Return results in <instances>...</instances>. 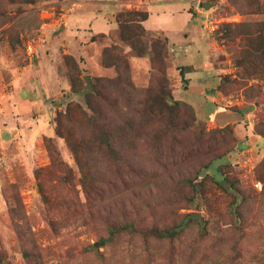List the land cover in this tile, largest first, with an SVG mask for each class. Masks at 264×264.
I'll list each match as a JSON object with an SVG mask.
<instances>
[{
    "label": "rangeland",
    "instance_id": "obj_1",
    "mask_svg": "<svg viewBox=\"0 0 264 264\" xmlns=\"http://www.w3.org/2000/svg\"><path fill=\"white\" fill-rule=\"evenodd\" d=\"M104 1L0 0V264H264V0Z\"/></svg>",
    "mask_w": 264,
    "mask_h": 264
},
{
    "label": "crops",
    "instance_id": "obj_2",
    "mask_svg": "<svg viewBox=\"0 0 264 264\" xmlns=\"http://www.w3.org/2000/svg\"><path fill=\"white\" fill-rule=\"evenodd\" d=\"M88 2H86V4L87 5H89V7H91V8H89L88 10H87V12L86 13H98V17L101 15V18L103 17V15L102 14H99V13H106V1H104V0H87ZM95 3V4H94ZM96 3H98L99 5L98 6H96ZM113 4H114V2H113ZM105 6V7H104ZM102 7V8H101ZM104 7V8H103ZM98 8H100V10L98 9ZM89 17V16H88ZM72 19H71V21L73 22V24H79L78 22H82V21H84V22H88V21H91V19H94V20H96V18H97V16H90V18H87V16L85 17V15H83V14H79L78 16H75V17H71ZM87 18V19H86ZM101 18H98L97 19V21L95 22L96 24H95V27L94 26H91V28H92V30L93 29H95L96 27L97 28H99V27H102V26H106L105 27V29L104 30H106V28H108V27H112L114 24H106V23H104L103 22V24H102V22L100 21L101 20ZM71 22V23H72ZM93 25H94V22H93ZM90 28V27H89ZM91 31V30H90ZM100 32H105V31H100ZM92 33H95V31L94 32H92ZM91 34V33H90Z\"/></svg>",
    "mask_w": 264,
    "mask_h": 264
},
{
    "label": "trees",
    "instance_id": "obj_3",
    "mask_svg": "<svg viewBox=\"0 0 264 264\" xmlns=\"http://www.w3.org/2000/svg\"><path fill=\"white\" fill-rule=\"evenodd\" d=\"M139 17H140V21L139 22H137V28H139V29H142L143 31H145V29H144V27H143V25H142V23L143 22H145L146 20H148V18H149V15H148V13H144V12H142V13H139V15H138ZM126 27H124V26H122V28H121V37H122V39L123 40H125V39H127V38H129V36H128V33L126 32ZM134 46V45H133ZM135 48V47H134ZM109 52V50H106V55H107V53ZM106 60H107V56H106ZM181 75H182V77H185V75H184V72H183V70H181ZM106 135V134H105ZM183 226V225H182ZM159 239H168V238H170L171 236L173 237H176L175 236V233H168V231H164V232H161V233H159ZM105 243H106V239H101L100 241H99V246H104L105 245Z\"/></svg>",
    "mask_w": 264,
    "mask_h": 264
},
{
    "label": "water",
    "instance_id": "obj_4",
    "mask_svg": "<svg viewBox=\"0 0 264 264\" xmlns=\"http://www.w3.org/2000/svg\"><path fill=\"white\" fill-rule=\"evenodd\" d=\"M196 217L200 218L199 216H196Z\"/></svg>",
    "mask_w": 264,
    "mask_h": 264
}]
</instances>
